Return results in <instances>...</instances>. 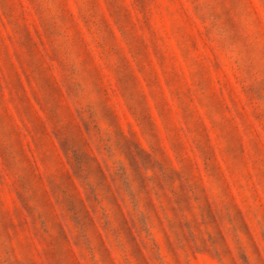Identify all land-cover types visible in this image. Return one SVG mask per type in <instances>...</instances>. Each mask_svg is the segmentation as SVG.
Instances as JSON below:
<instances>
[{"label":"rangeland","instance_id":"rangeland-1","mask_svg":"<svg viewBox=\"0 0 264 264\" xmlns=\"http://www.w3.org/2000/svg\"><path fill=\"white\" fill-rule=\"evenodd\" d=\"M33 3L0 0V140L11 138L30 157L39 155V144L63 159L52 122L64 106L65 75L86 88L95 78L129 136L124 151H135L134 138L146 152L163 150L167 160L179 155L198 176L224 264H264V31L258 24L245 29L230 0H67L71 22L58 38L61 63L52 56ZM237 149L243 169L233 164ZM214 168L224 177L226 193L215 183ZM76 183L65 181V206L69 220L76 215L87 226L80 210V200L86 206L87 200L83 193L75 196ZM12 195L0 187V203L11 206ZM40 199L52 203L46 185ZM162 203L171 213L167 193ZM159 204L152 202L146 223L160 222ZM95 215L89 209L93 224ZM139 235L131 232L129 255L136 264H151ZM85 255L91 258L87 250ZM85 255L69 249L68 264H88ZM109 257L119 264L113 252ZM208 260L200 250L187 256V264Z\"/></svg>","mask_w":264,"mask_h":264},{"label":"clouds","instance_id":"clouds-1","mask_svg":"<svg viewBox=\"0 0 264 264\" xmlns=\"http://www.w3.org/2000/svg\"><path fill=\"white\" fill-rule=\"evenodd\" d=\"M32 6L53 44V58L63 63L57 43L71 22L67 0H34ZM229 6L245 29L258 24L264 31V0H230ZM64 88V106L52 122L63 159L54 151H43L39 144V155L30 157L11 138L0 140V187L13 193L11 206L7 200L0 203V264H68L73 247L79 248L81 255L87 250L91 256L88 259L85 255L88 264H111L110 251L119 264H136L128 252V244H135L131 232L140 233L137 240L144 241V255L152 258L151 264H187L193 250L207 252V264H224L208 219L212 215L208 199L198 176L186 170L184 159L178 155L175 162L167 160L163 150L146 152L134 138L135 151H124L121 145L129 136L120 127L97 79L93 78L91 87L86 88L77 77L66 74ZM233 157L234 166L243 169L242 151L237 149ZM213 176L226 193L220 170L214 168ZM73 178L78 182L73 185L75 196L83 193L87 200V206L80 200L87 226H82L76 215L69 220L63 186ZM45 185L52 200L47 206L40 199ZM165 193L171 213L162 203ZM154 200L160 201L158 206L164 207V212L160 222L153 219L149 224L146 220ZM121 207L126 213L120 211ZM89 209L96 214L95 224ZM235 219L242 227L238 211ZM140 264H144L142 259Z\"/></svg>","mask_w":264,"mask_h":264}]
</instances>
